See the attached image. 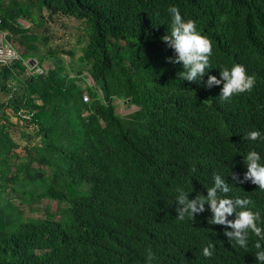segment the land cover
<instances>
[{"label":"trees","instance_id":"16d2710c","mask_svg":"<svg viewBox=\"0 0 264 264\" xmlns=\"http://www.w3.org/2000/svg\"><path fill=\"white\" fill-rule=\"evenodd\" d=\"M170 6L212 41L197 82L166 60ZM64 18L85 31L76 69L62 57L75 48L52 45ZM0 32L20 53L0 66V264H146L149 248L151 264H262L264 240L229 241L207 204L178 220L176 189L206 196L219 174L264 228V190L239 182L249 151L264 164V0H0ZM233 64L255 84L222 101L223 84L207 78ZM116 100L137 108L119 114ZM252 130L262 138L247 139ZM45 200L56 209L40 211Z\"/></svg>","mask_w":264,"mask_h":264},{"label":"clouds","instance_id":"9594fccd","mask_svg":"<svg viewBox=\"0 0 264 264\" xmlns=\"http://www.w3.org/2000/svg\"><path fill=\"white\" fill-rule=\"evenodd\" d=\"M167 11L171 15V25L168 33L161 39L174 50L175 59L168 57L166 60L170 63L182 64L183 71L179 72L181 80L197 82L212 68L210 63L213 54L212 41L198 30L195 20L191 18L185 20L177 6H170ZM23 63L31 72L39 73L35 71V67H41L43 71V67L37 65L32 58L23 60ZM219 76L220 78L217 79L216 76L209 75L206 86L210 88L222 83L219 96L222 101H229L234 95L250 92L255 84V77L248 75L246 68L241 64H233L230 69L222 67L219 70ZM85 94L88 96L86 92L83 93V95ZM246 138L252 141L259 140L262 138L261 132L252 130L247 133ZM260 161L261 156L258 152L249 151L244 158L247 171L244 173L243 180L239 182L243 183L250 180L260 190H264V164H261ZM213 179L214 183L207 189L206 196L197 193L194 199H189V192H185L183 188L176 189L178 193L176 202L179 205L176 209L177 219L180 221H184L186 217L193 219V214L203 212L205 204H207L212 213V218L208 223L224 225L231 229L223 233L229 241H234L236 245L246 249L250 232L264 240V228L257 224L260 214L252 211L249 207L252 201L249 198L229 197L232 184L226 182L219 174H214ZM232 179L236 181V175L233 174ZM233 216L234 219H229ZM255 247L258 249L255 254L256 260L264 264V250H260L261 244L257 242ZM213 248V244H208L202 250L203 255L211 257ZM154 259L155 255L149 248L146 252V264H151Z\"/></svg>","mask_w":264,"mask_h":264},{"label":"rangeland","instance_id":"374dc122","mask_svg":"<svg viewBox=\"0 0 264 264\" xmlns=\"http://www.w3.org/2000/svg\"><path fill=\"white\" fill-rule=\"evenodd\" d=\"M22 23H24L25 25H28L26 21L21 20ZM49 22V21H48ZM49 25L51 26L52 23H49ZM53 32L56 34L53 37V42L52 45L53 46H59V48H64V49H71V48H75V55L74 57H71L68 52H66L64 55H62V57L66 60V61H71L73 59L74 64H73V68L76 69L78 68L77 66V60L76 58L79 56L80 51H79V47L80 45L76 44L77 39H83L85 37V31L83 30V23L80 21H76L74 19H62L58 24H56L54 26V30ZM58 35H61L60 37ZM66 39L70 40V43H66ZM85 42V41H84ZM44 66L49 65L48 62H44L43 63ZM86 82L88 84L92 83V79L90 77H87ZM116 112L119 114H128L132 111H134L137 107L135 105H128L125 102H122L121 100H116ZM39 205V210L42 211L44 209L45 206H50L52 210L56 209V204L53 201H48L45 200L42 203L38 204ZM37 205V206H38ZM31 215H33V213H31Z\"/></svg>","mask_w":264,"mask_h":264},{"label":"built area","instance_id":"2783aa9c","mask_svg":"<svg viewBox=\"0 0 264 264\" xmlns=\"http://www.w3.org/2000/svg\"><path fill=\"white\" fill-rule=\"evenodd\" d=\"M18 48L13 43L7 41L6 33L0 32V66H7L13 61L20 58ZM32 68V66H30ZM35 71L41 73V67H35ZM83 99L87 100L88 96L83 95Z\"/></svg>","mask_w":264,"mask_h":264},{"label":"bare ground","instance_id":"6f19581e","mask_svg":"<svg viewBox=\"0 0 264 264\" xmlns=\"http://www.w3.org/2000/svg\"><path fill=\"white\" fill-rule=\"evenodd\" d=\"M33 21V20H32ZM34 22V21H33ZM35 25V24H34ZM31 31V30H30Z\"/></svg>","mask_w":264,"mask_h":264}]
</instances>
